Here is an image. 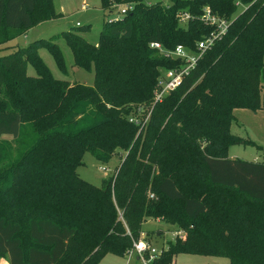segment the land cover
Returning <instances> with one entry per match:
<instances>
[{
  "label": "trees",
  "instance_id": "1",
  "mask_svg": "<svg viewBox=\"0 0 264 264\" xmlns=\"http://www.w3.org/2000/svg\"><path fill=\"white\" fill-rule=\"evenodd\" d=\"M121 1L102 0V8ZM133 2L104 23L94 45L60 33L74 65L94 72L92 85L54 77L38 51L45 48L66 73L55 36L0 55V257L100 264L106 254L124 256L144 222L160 218L186 237L168 241L153 264L180 253L264 264V162L227 156L230 145L253 143L231 132L234 108H264V0ZM205 6L229 21L226 32L153 102L159 78L181 62L150 42L196 53L214 29L201 21ZM182 11L192 17L185 23ZM57 15L53 0H0V46ZM139 105L149 111L142 124L127 117ZM85 152L102 163L120 155L118 170L91 184L76 173ZM196 179L186 195L178 182Z\"/></svg>",
  "mask_w": 264,
  "mask_h": 264
},
{
  "label": "rangeland",
  "instance_id": "2",
  "mask_svg": "<svg viewBox=\"0 0 264 264\" xmlns=\"http://www.w3.org/2000/svg\"><path fill=\"white\" fill-rule=\"evenodd\" d=\"M157 1L168 3L169 0H143L144 3L150 4H153ZM53 2L55 6V12L58 15L54 18L42 21L32 26L26 31V34L22 33L18 37L1 45L0 55L12 52L16 48L27 45L37 39H49L55 36L53 41L63 55L66 73H63L58 69L53 57L45 48L39 49L38 51L39 56L42 57L54 77L60 79L67 78L72 82L76 81L79 83L92 85L94 72L92 70L89 71L74 65L72 51L66 43V40L60 36V33L64 31H73L81 35L88 43L94 45L99 41V34L104 26V23L115 17L116 6L134 4V2L133 0H122L121 2L115 3V8H113L114 3L110 2V4L112 3L110 6H113L108 10L107 8H105V10L102 8V0H53ZM83 3L86 5V7H82ZM77 21L79 25L76 24ZM179 22L182 23L180 20ZM157 53L163 56L161 53ZM27 74H35L32 65L29 63L27 64ZM261 83L264 86V79L261 80ZM233 114L236 120L235 122H232L231 132L245 140H251L253 143L232 144L228 147L227 156L246 161L264 162V108L254 111L250 108L236 107L233 110ZM127 117L134 119L136 123L142 124L148 120L149 111L146 110L145 105L135 106V108H132V111L128 113ZM2 139L13 144L11 136L5 135L2 137ZM119 163L120 155H114L109 162L102 163L96 160L91 153L85 152L82 158V164L77 167L76 173L82 179L90 182L91 184L95 186H101L104 179L116 173ZM100 166L106 167L108 172L99 170ZM197 167L201 174L204 175L205 169L203 164H198ZM181 178L182 180L185 179L184 176ZM183 182L180 181L178 183L182 185V187H180L183 192H186V195H189L190 191L196 189V184H198L197 179L194 182H190L188 187L184 184L188 182ZM148 195L150 198H156L152 192H149ZM173 205L180 208L181 202H176ZM175 229L176 226H171L163 222L160 218H149L146 222H144L143 232L141 233L146 237V239L150 238L156 247H166L168 241H173L175 238H177H174V235L172 234V231ZM157 233L162 234L160 238L157 237ZM181 240H185V238ZM129 251L130 250H128L124 256L106 254L101 259L100 264H140L134 255ZM176 255L177 254H175L174 257ZM189 261V258L181 257L175 262V264H188ZM207 261L208 262L205 261L201 264H214L209 262L211 260Z\"/></svg>",
  "mask_w": 264,
  "mask_h": 264
},
{
  "label": "built area",
  "instance_id": "3",
  "mask_svg": "<svg viewBox=\"0 0 264 264\" xmlns=\"http://www.w3.org/2000/svg\"><path fill=\"white\" fill-rule=\"evenodd\" d=\"M236 4L238 5V2ZM115 6L116 4L114 3L113 8H115ZM82 7H86V5L83 3ZM132 9L133 4L118 5L115 9V17L109 19L108 21L116 20L120 16L127 14ZM203 11L204 12L201 15V21L206 25L214 26V29H212L205 38L197 42L196 53L188 51L182 44H177L172 49H167L163 47V45L158 41L150 42L149 45L152 49H155L165 57L180 60L181 62L179 67L177 66L165 70L163 76L159 78L158 83L153 91V102L162 100V98L167 93L176 89L181 84L183 76L188 75L190 70L196 66L198 59L202 56L203 52L211 47L214 41L221 38L226 32L229 26L228 20L218 17L212 13L208 6H206ZM177 18L182 23H185L192 17L188 12L182 11L177 14ZM77 25H79V23H77ZM99 170L108 172V169L104 166H100ZM172 234L174 235V238L177 237L179 239H184L186 237V231L183 229H175L172 231ZM165 249L166 247L162 246L156 247L153 243L146 239L143 234H141L137 240L133 241L132 248L129 252L137 257L140 264H153V262L162 255ZM170 264H172V262Z\"/></svg>",
  "mask_w": 264,
  "mask_h": 264
},
{
  "label": "crops",
  "instance_id": "4",
  "mask_svg": "<svg viewBox=\"0 0 264 264\" xmlns=\"http://www.w3.org/2000/svg\"><path fill=\"white\" fill-rule=\"evenodd\" d=\"M59 12V11H57ZM78 23V21L76 22V24ZM26 34V33H25ZM24 34V35H25ZM232 158V157H230ZM161 233H157V237L160 238L161 237ZM149 241H151L150 238H147ZM152 242V241H151ZM153 243V242H152ZM187 257L190 259L189 263H198L201 264L202 262H208L207 260H211L209 262H212L214 264H227L228 260L225 257H220V256H210V255H200V254H189V253H180L177 254L172 261V264H175V262L180 259L181 257ZM136 259L137 257L134 256ZM138 260V259H137ZM139 262V261H138ZM140 263V262H139ZM0 264H9L8 259L6 257H0Z\"/></svg>",
  "mask_w": 264,
  "mask_h": 264
}]
</instances>
